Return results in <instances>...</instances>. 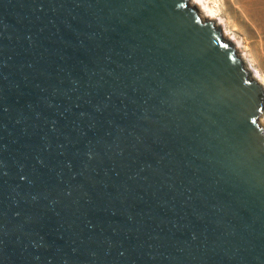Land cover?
<instances>
[{
	"label": "water",
	"instance_id": "1",
	"mask_svg": "<svg viewBox=\"0 0 264 264\" xmlns=\"http://www.w3.org/2000/svg\"><path fill=\"white\" fill-rule=\"evenodd\" d=\"M240 55L193 0H0V264H264Z\"/></svg>",
	"mask_w": 264,
	"mask_h": 264
},
{
	"label": "rangeland",
	"instance_id": "2",
	"mask_svg": "<svg viewBox=\"0 0 264 264\" xmlns=\"http://www.w3.org/2000/svg\"><path fill=\"white\" fill-rule=\"evenodd\" d=\"M208 4L217 10L221 30L239 45L249 73L264 87V0H209Z\"/></svg>",
	"mask_w": 264,
	"mask_h": 264
},
{
	"label": "bare ground",
	"instance_id": "3",
	"mask_svg": "<svg viewBox=\"0 0 264 264\" xmlns=\"http://www.w3.org/2000/svg\"><path fill=\"white\" fill-rule=\"evenodd\" d=\"M193 1H194L195 5L197 6V9H198L199 13L202 14V15L204 14V18L205 19H207V20L212 19V21L215 22V23L219 22L218 19L216 18L217 10L213 9L214 7H210L209 6V4H208L209 0H208V3H207V0H193ZM216 8H218V7H216ZM220 23L221 22H219V26H220ZM222 33H223V37H225L226 40L229 39V41L234 44V47L236 48V50L239 52V55H240V51L238 49L239 45L235 42L236 40L231 38V37H229L227 35V33H225V31H222ZM241 56L242 55H240V58L243 60L244 67H245L246 63L244 61V58L241 57ZM245 68L247 69V67H245ZM261 122L263 123V121H261Z\"/></svg>",
	"mask_w": 264,
	"mask_h": 264
}]
</instances>
